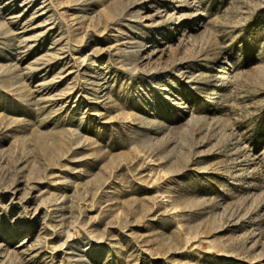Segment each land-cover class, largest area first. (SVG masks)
Listing matches in <instances>:
<instances>
[{"label": "rangeland", "instance_id": "1", "mask_svg": "<svg viewBox=\"0 0 264 264\" xmlns=\"http://www.w3.org/2000/svg\"><path fill=\"white\" fill-rule=\"evenodd\" d=\"M0 264H264V0H0Z\"/></svg>", "mask_w": 264, "mask_h": 264}]
</instances>
